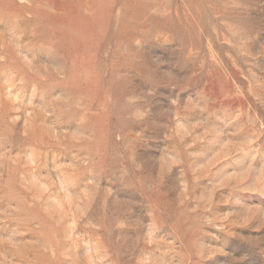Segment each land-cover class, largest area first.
Segmentation results:
<instances>
[{
	"label": "rangeland",
	"instance_id": "obj_1",
	"mask_svg": "<svg viewBox=\"0 0 264 264\" xmlns=\"http://www.w3.org/2000/svg\"><path fill=\"white\" fill-rule=\"evenodd\" d=\"M0 264H264V0H0Z\"/></svg>",
	"mask_w": 264,
	"mask_h": 264
}]
</instances>
